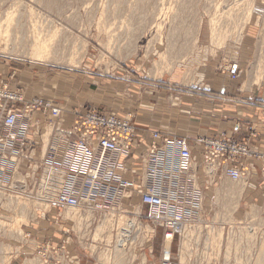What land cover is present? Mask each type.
Returning <instances> with one entry per match:
<instances>
[{"label": "rangeland", "instance_id": "rangeland-1", "mask_svg": "<svg viewBox=\"0 0 264 264\" xmlns=\"http://www.w3.org/2000/svg\"><path fill=\"white\" fill-rule=\"evenodd\" d=\"M46 4H52L51 8H46ZM8 17L11 18L10 24L7 23ZM29 20L36 32H43L42 36L45 35L44 38L48 40L49 57L45 60H33L29 56L32 41ZM8 24L9 29L15 32L9 34L12 40L26 37L21 45V40L15 44L14 40L8 41L0 36V80L6 81L12 77V85L18 84L24 88L25 100L39 94L37 90L40 91L41 86L45 89L42 94L55 99L57 103L66 101L67 104H77L84 98L80 93L81 88L85 86L87 91L93 90L97 80L124 82L132 76L137 80H171L174 75L177 78L189 76L196 71L190 62L199 51L201 56L206 52L207 57H216L217 50L227 43L232 42L235 46L241 44L247 33L246 41L257 39L255 57L249 54V71H254L256 64L259 66L255 70L257 76L264 70L261 68V64L264 65V0H0V26L5 28ZM16 24L21 26L19 36L15 30ZM25 43L30 46L26 47ZM49 45L52 46L49 48ZM21 46L25 47L24 51ZM48 48L51 51L54 49V53ZM150 48L151 52H148ZM56 57L59 61H56ZM232 60L219 59L221 64L218 70L235 79L230 73ZM5 71L10 76L2 74ZM68 87L74 93L64 100ZM77 87L81 89L80 92L76 91ZM43 129V139L46 140L49 128L44 125ZM39 159L37 156L36 160ZM38 168L35 178L40 174V166ZM24 173L25 176L13 177L12 189L0 190V264H161L166 252L172 258L179 256L176 258L181 264H192V256L187 251L189 245L181 244L182 248L174 254L175 245L164 242L161 231L150 225L145 209L138 207L136 198H125L119 205L105 209V212L77 211L79 215L73 219L65 216L66 210L59 212L45 204L36 195L31 171ZM15 183H24L23 189H16L18 184ZM226 184L234 186L229 181ZM220 214L223 216V212ZM252 216L248 220L243 215L240 218L236 215L234 220L228 218L224 221L223 218L219 222V228H223L216 230L217 235L212 237L215 244L209 250L217 258L207 261L198 259L197 264H220L221 256L228 258L224 259V264H254L264 242V219L258 220L256 215ZM54 219H58L57 222ZM258 221L262 224L258 225ZM129 222L134 225L132 234L125 247L119 249L117 242ZM249 231L256 243L248 235ZM246 240L249 241L247 245ZM230 243L237 244V248ZM226 252L230 253L229 256Z\"/></svg>", "mask_w": 264, "mask_h": 264}, {"label": "built area", "instance_id": "built-area-1", "mask_svg": "<svg viewBox=\"0 0 264 264\" xmlns=\"http://www.w3.org/2000/svg\"><path fill=\"white\" fill-rule=\"evenodd\" d=\"M67 120L70 125H65ZM42 122H47L49 135L37 164L35 144L28 137L38 134ZM137 135L128 117L95 108H58L42 97L25 100L22 88L0 80V190L12 189L13 177L25 176L26 170L33 178L40 166L34 190L52 210L99 212L134 197L150 225L172 245L193 241L194 225L201 218L203 191L191 171V145L200 149L202 173L244 182L254 170L264 182V152L224 137L190 141L153 131L133 168L130 157ZM15 184L23 189L24 183ZM161 264L181 263L166 252Z\"/></svg>", "mask_w": 264, "mask_h": 264}, {"label": "crops", "instance_id": "crops-1", "mask_svg": "<svg viewBox=\"0 0 264 264\" xmlns=\"http://www.w3.org/2000/svg\"><path fill=\"white\" fill-rule=\"evenodd\" d=\"M255 34L253 35L256 37ZM248 35L249 33L246 37ZM246 37L237 46L231 44L232 42L227 43L225 47L217 50L216 57H207L206 52L201 56L199 51L200 56L196 54L190 62L191 67L199 71L198 74L195 71L192 75L180 78L174 75L171 80L155 78H138L137 80L133 76L124 82L97 80L98 82L93 85V90L87 91V88L83 86L80 92L81 89L76 88V91L84 96L82 102L77 104H67L66 101L61 104L57 103L55 99L42 94L45 91L44 86H41L42 89L37 90L39 94L33 97L51 99V104L58 108L69 106L79 111L95 108L99 111L116 112L120 118L128 117L139 135L134 142L130 157L133 168L138 167V158L143 149L148 146L153 131L165 136L185 137L190 141H194L197 137L212 139L224 137L239 143L246 142L250 149L264 152V70L257 76L255 70L259 66L256 64L254 71H249L251 62L249 54L255 57L254 49L257 47V39L246 41ZM229 58H233L230 73L231 75L237 74V79H231L227 73L218 70V65L221 64L219 59ZM261 68L264 69L263 64ZM2 74L10 76V73L6 71ZM11 78L8 79L9 83ZM11 86L15 85L11 84ZM18 88L24 89L21 85ZM73 93L74 91L68 87L63 99L68 100L69 94ZM70 123L71 121L67 120L65 125H70ZM46 124L47 122H42L39 126L40 132L28 137L34 142L36 155L39 157L45 152L48 143V137L46 140L43 139V126ZM46 128L49 127L46 125ZM191 149L193 155L191 171L197 173L199 186L201 185L203 191L201 218L194 225L196 233L193 241L179 240L173 245H175L174 254L182 248V243L189 245L187 249L192 256L190 262L197 264L198 259L207 261L206 259L217 258L216 254L213 256L209 251L215 244L212 240L213 235L222 229L219 228L221 223H218L221 221L216 220H222L225 216V219H234L236 215H239V218L242 215L247 216L246 219L257 215L258 220L264 219V182H261L254 170H251L250 177L246 181L236 182L234 186L243 185V189L241 188L242 192H239L241 196H238L237 208L230 215L227 211L235 199L230 203L228 201V204L222 199L226 198L228 188L231 187L230 184H226L227 181L235 182L219 173L212 175L202 173L200 149L194 145H191ZM221 211L223 218H221ZM57 220L53 221L57 222ZM176 257L179 256L173 257L174 261H178L179 258ZM221 259L220 264L225 258L221 256Z\"/></svg>", "mask_w": 264, "mask_h": 264}, {"label": "bare ground", "instance_id": "bare-ground-1", "mask_svg": "<svg viewBox=\"0 0 264 264\" xmlns=\"http://www.w3.org/2000/svg\"><path fill=\"white\" fill-rule=\"evenodd\" d=\"M37 1V0H36ZM42 1V0H41ZM45 2V1H44ZM41 3H43V2H41ZM51 5L52 4H46V8H48V9H50L51 8ZM57 6H58V4H57ZM59 6H60V4H59ZM45 8V9H46ZM61 8H62V6H61ZM47 9V10H48ZM60 9V8H59ZM63 9V8H62ZM154 9V8H153ZM151 10H152V8H151ZM248 10V9H247ZM57 12H60V11H57ZM150 12V11H149ZM148 12V13H149ZM28 13V12H27ZM31 13V12H30ZM60 14V13H59ZM152 14V13H151ZM158 15V14H157ZM28 16L30 17L31 15L28 13ZM28 16H27V19H28ZM9 19H11V18H7V20H9ZM26 19V20H27ZM30 19H31V17H30ZM19 22V21H18ZM153 22V21H152ZM152 22H151V25H152ZM200 22V21H199ZM7 23H11V20H9V21H7ZM154 24H155V22H153ZM157 23V22H156ZM201 23V22H200ZM8 24V26L7 27H5V28H2L1 26H0V36H3L4 38H6L8 41H13L15 44H16V42H17V40H18V42H19V40H21V45H22V41L24 40V38L26 37V36H24V37H22V38H20V37H18V39L17 38H13V40L9 37V34L10 33H13L14 32V30L13 31H11L10 29H9V25ZM19 25V24H18ZM17 24L15 25V30H17L16 31V33H18V36L20 35V32H19V30L18 29H20V25L18 26ZM156 25V24H155ZM155 25H153V27L155 26ZM158 25H160V24H158ZM214 25V24H213ZM29 26L31 27V31L29 32L30 33V38L32 39V41H31V44L30 43H28V44H30L29 46L26 44L27 42H29V40H27V42L25 43V46L27 45L28 47H29V49L31 48V52L29 53V56L31 57V58H33V60L34 59H37V60H40V61H42V60H45V59H47L49 56H48V52H47V41H46V39L44 38V36H42V34L41 33H43V32H36V28H35V26H33L32 25V21L31 20H29ZM28 26V27H29ZM182 29V28H181ZM186 29V28H185ZM29 30H30V28H29ZM22 31V30H21ZM198 31V30H197ZM197 31H196V33H197ZM213 31V30H212ZM214 32V31H213ZM15 33V32H14ZM24 33H25V31H24ZM54 33V32H53ZM46 34V33H45ZM49 34V33H48ZM52 34V33H51ZM187 34V33H186ZM21 35H22V32H21ZM50 35V34H49ZM189 35H190V33H189ZM198 35V34H197ZM12 36V35H11ZM17 36V35H16ZM23 36V35H22ZM48 36V35H47ZM46 36V37H47ZM188 36V35H187ZM186 36V37H187ZM29 37H28V39H29ZM50 37V36H49ZM54 37H55V34H54ZM54 37H52L53 39H54ZM182 37V36H181ZM185 37V36H184ZM195 37V36H194ZM48 38V37H47ZM213 38V37H212ZM49 39V38H48ZM188 40H189V38H188ZM215 39L213 38V41H214ZM51 41V40H50ZM58 41H59V39H58ZM57 41H55V43H56ZM189 43H190V41H188ZM11 43V42H10ZM13 43V44H14ZM55 43H54V45H55ZM159 43V42H158ZM184 43V42H183ZM193 43V42H192ZM218 43V42H217ZM50 44H51V42H50ZM58 45H59V43H57ZM61 44V43H60ZM180 44V43H179ZM195 44V43H194ZM18 45H19V43H18ZM57 45V46H58ZM196 45V44H195ZM12 46V45H11ZM10 46V47H11ZM15 46H17V45H15ZM26 46V47H27ZM50 46H52V45H49V48H50ZM56 46V47H57ZM60 46V45H59ZM58 46V47H59ZM189 46V45H188ZM187 46V47H188ZM213 46H215V44L213 45ZM22 47V46H21ZM20 47V48H21ZM152 47V46H151ZM181 47V46H180ZM183 47V46H182ZM198 47V46H197ZM218 47H219V45H218ZM20 48H19V50H20ZM25 48V47H24ZM23 47H22V51H24L23 49H24ZM48 48V49H49ZM55 48V47H54ZM184 48V47H183ZM51 49H52V47H51ZM188 49V48H187ZM193 49V48H192ZM50 50V49H49ZM151 50V48L149 49V51L148 52H151L150 51ZM9 51V50H8ZM18 51V50H17ZM51 51V50H50ZM49 51V52H50ZM153 51V50H152ZM196 51H197V49H196ZM14 52H15V49H14ZM26 52H27V50H26ZM51 52H53L54 53V49H53V51H51ZM50 52V53H51ZM55 52H56V48H55ZM184 53V52H183ZM182 53V54H183ZM186 53H187V51H186ZM185 53V54H186ZM10 54V53H9ZM26 54V53H25ZM188 54V53H187ZM12 55H13V53H12ZM52 55V54H51ZM55 55V54H54ZM16 56H18V55H16ZM23 56V55H22ZM26 56V55H25ZM28 56V55H27ZM55 56H57V54L55 55ZM51 57V56H50ZM184 57V56H183ZM27 58V57H26ZM53 59H55L54 58V56L52 57ZM57 58V57H56ZM52 59V60H53ZM184 59V58H183ZM59 61V59L57 58L56 59V61ZM50 62H51V59H50ZM171 66V65H170ZM168 68H171V67H168ZM167 68V69H168ZM155 70V69H154ZM170 70V69H169ZM156 72V71H155ZM155 74V73H154ZM154 77V76H153ZM255 79V78H254ZM256 81H257V79H255ZM254 80V81H255ZM47 138V137H46ZM241 183V182H240ZM239 183V184H240ZM230 184V183H229ZM234 185L236 184V182L235 183H233ZM246 184V183H245ZM245 184H244V186H245ZM232 185V184H231ZM25 186H26V184H25ZM233 186V185H232ZM243 186V185H242ZM242 186L240 185V186H233V187H230V188H228V191L227 190H225V191H227V196H226V198L224 199H222V201L224 202V201H226V203L229 201V203L231 202V200H233V199H235V201L232 203V204H230L229 205V208H228V213L230 214V213H232V212H234V210L237 208V200H238V196H241L240 195V191H241V188H242ZM225 187H226V184H225ZM243 189V188H242ZM245 190V189H244ZM221 191V190H220ZM242 192V191H241ZM220 193V192H219ZM223 195V194H222ZM224 197V196H223ZM220 199H221V197H220ZM219 200V199H218ZM220 202V201H219ZM239 202V201H238ZM46 204V203H45ZM228 204V203H227ZM226 204V205H227ZM47 206V205H46ZM220 206V205H219ZM222 206V205H221ZM224 206V205H223ZM221 208H224V207H221ZM256 208H254V210H255ZM223 211V210H222ZM221 211V212H222ZM252 211V210H251ZM85 212V211H84ZM105 212V211H104ZM113 212V211H112ZM226 212V213H227ZM254 213V212H253ZM258 214H259V212H257ZM88 214V213H87ZM91 214V213H90ZM255 214V213H254ZM77 215V211H75V210H73V209H68V210H66V214H65V216L66 217H69V216H71V217H73V219H75V217H77L76 216ZM82 215V214H81ZM224 215H226V214H224ZM231 215V214H230ZM91 216V215H90ZM89 216V217H90ZM220 215H218V217H219ZM228 216V215H227ZM233 216V215H232ZM249 216V215H248ZM255 216V215H254ZM254 216H252V217H254ZM257 216V215H256ZM88 217V216H87ZM86 217V218H87ZM88 217V218H89ZM105 217V216H104ZM103 217V218H104ZM250 217V216H249ZM79 218H80V216H79ZM97 218V217H96ZM110 218V217H109ZM119 218H121V217H119ZM220 218V217H219ZM221 218H223V216L221 217ZM225 218H226V216H225ZM224 218V221L225 220H228V219H225ZM257 218V217H256ZM258 218H259V216H258ZM90 219V218H89ZM89 219H88V221H89ZM92 219V218H91ZM101 219V218H100ZM105 219H106V217H105ZM233 219V218H232ZM85 220H87V219H85ZM108 220V219H107ZM111 220V219H110ZM220 220V219H219ZM231 220V219H230ZM234 220V219H233ZM248 220V219H247ZM246 220V221H247ZM256 220V219H255ZM260 220V219H259ZM221 221V220H220ZM95 222H96V220H95ZM109 222V221H108ZM232 222V221H231ZM230 222V223H231ZM261 222V221H260ZM85 223V222H84ZM219 223V222H218ZM227 223H229V222H226V224ZM235 223V222H234ZM252 223V222H251ZM256 223V222H255ZM258 223H259V221H258ZM106 224V223H105ZM130 224H133L132 222H129V224H127V228H124L122 231V233H121V235H120V239H119V241L117 242V247L120 249V248H122L123 246L125 247V243L128 241L127 239L130 237V235L132 234V231H131V226L132 225H130ZM244 224V223H243ZM260 224H262V223H259L258 225H260ZM76 225V224H75ZM78 225H80V224H78ZM82 225H83V223H82ZM102 225V224H101ZM225 225V224H224ZM229 225V224H228ZM238 225V224H237ZM248 225V224H247ZM247 225H245V226H247ZM85 226V225H84ZM89 226V225H88ZM221 226V225H220ZM249 226V225H248ZM251 226H253V224L251 225ZM254 226H256V225H254ZM90 227V226H89ZM89 227H87V229L89 228ZM102 227V226H101ZM250 227V226H249ZM256 227H259V226H256ZM107 228V227H106ZM113 228V227H112ZM134 228V227H133ZM223 228V227H222ZM248 228V227H247ZM251 228V227H250ZM140 229H141V226H140ZM211 229V228H210ZM245 229V228H244ZM255 229V228H254ZM260 229V228H259ZM91 230V229H90ZM109 230V229H108ZM215 230V229H214ZM217 230V229H216ZM225 230V229H224ZM230 230H232V229H230ZM238 230H241V229H238ZM249 230V229H248ZM111 231V230H110ZM142 231V230H141ZM243 231V230H242ZM253 231V230H252ZM87 232V231H86ZM99 232V231H98ZM97 232V233H98ZM109 232V231H108ZM262 232V231H261ZM88 233V232H87ZM135 233V232H134ZM199 233V232H198ZM235 233V232H234ZM234 233H232V234H234ZM239 233V232H238ZM249 234L248 235H250V231L248 232ZM253 233H254V231H253ZM230 234H231V232H230ZM237 234V233H236ZM255 234V233H254ZM87 235V234H86ZM137 235H138V232H137ZM208 235V234H207ZM217 235V234H216ZM241 235V234H240ZM243 235H244V233H243ZM230 236H232V235H230ZM251 236V235H250ZM116 237V236H115ZM137 237V236H136ZM198 237V236H197ZM232 237H234V236H232ZM232 237H230V238H232ZM108 238H110V236L108 237ZM199 238V237H198ZM197 238V239H198ZM207 238V237H206ZM209 238V237H208ZM239 238H240V236H239ZM247 238V237H246ZM255 238H257V237H255ZM242 239V238H241ZM249 239V238H248ZM107 240V239H106ZM199 240H200V238H199ZM233 240V239H232ZM251 240H253V238H252V236H251ZM250 240V241H251ZM262 240V239H261ZM208 241V240H207ZM206 241V242H207ZM236 241V240H235ZM239 241H241L240 239H239ZM239 241H238V243H239ZM247 242L245 243V245H247L248 243H249V241L248 240H246ZM108 242H109V240H108ZM133 242V241H132ZM186 242V241H185ZM197 242V241H196ZM195 242V243H196ZM200 242V241H199ZM232 242V241H231ZM253 242H254V240H253ZM252 242V243H253ZM106 243V242H105ZM138 243H140V242H138ZM198 243V242H197ZM196 243V244H197ZM208 243V242H207ZM221 243V242H220ZM254 243H256V241L254 242ZM183 244V243H182ZM209 244V243H208ZM222 244V243H221ZM262 244V243H261ZM260 244V245H261ZM107 245H108V243H107ZM205 246H206V244H204ZM222 245H224V244H222ZM230 245L231 246H233L234 248H237V244H234L233 245V243H230ZM244 245V244H243ZM254 245V244H253ZM111 246V245H110ZM183 246H184V244H183ZM221 246V245H220ZM250 246V245H249ZM198 247V246H197ZM196 247V248H197ZM248 247V246H247ZM95 249V248H94ZM106 249V248H105ZM110 249V248H109ZM114 249V248H113ZM116 249V248H115ZM93 250V249H92ZM198 250V249H197ZM208 250H209V248H208ZM228 250V249H227ZM231 250V249H230ZM94 251V250H93ZM108 251V250H107ZM188 251V250H187ZM196 251V250H195ZM206 252H208V251H206ZM221 252V251H220ZM231 252V251H230ZM234 252H236V251H234ZM243 252V251H242ZM112 253V252H111ZM114 253H115V251H114ZM227 253V252H226ZM246 253H247V250H246ZM253 253V252H252ZM102 254H103V252H102ZM228 254V253H227ZM230 254V253H229ZM229 254H228V256H229ZM236 254H237V252H236ZM207 255V254H206ZM243 255H245V253L243 254ZM252 255V254H251ZM259 256H257V259L255 260V262H254V264H264V242H263V245L260 247V250H259V254H258ZM106 256H107V254H106ZM112 256V255H111ZM110 256V257H111ZM185 256V255H184ZM189 256V255H188ZM228 256H226V257H228ZM231 256V255H230ZM241 256V255H240ZM246 256V255H245ZM253 256V255H252ZM108 257V256H107ZM104 258V257H103ZM113 258V257H112ZM199 258H201V257H199ZM236 258V257H235ZM106 259V258H105ZM187 259V258H186ZM228 259V258H227ZM227 259H225V260H227ZM238 259V258H237ZM240 259V258H239ZM235 260V259H234ZM246 260V259H245ZM111 261V260H110ZM242 261V260H241ZM202 262H203V260H202ZM225 262V261H224ZM228 262V261H227ZM235 262V261H234ZM28 263V262H27ZM31 263V262H30ZM226 263V262H225ZM239 263V262H238ZM237 263V264H238ZM40 264V263H39ZM200 264V263H199ZM204 264V263H203ZM224 264V263H223ZM229 264V263H228ZM242 264V263H241Z\"/></svg>", "mask_w": 264, "mask_h": 264}]
</instances>
